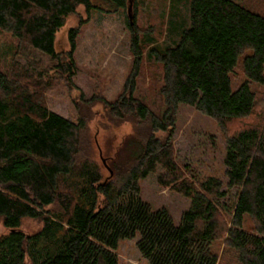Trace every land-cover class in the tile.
Instances as JSON below:
<instances>
[{
    "label": "trees",
    "instance_id": "trees-1",
    "mask_svg": "<svg viewBox=\"0 0 264 264\" xmlns=\"http://www.w3.org/2000/svg\"><path fill=\"white\" fill-rule=\"evenodd\" d=\"M108 1L103 7L92 0H0V29L56 61L71 85L77 38L94 11L131 9L134 55L124 92L113 102L101 100L109 120L130 123L134 132L111 158L100 150L102 163L86 140L84 111L77 122L61 117L35 91L40 82L33 72L0 70V226L8 230L0 234V264H119L120 241L137 235L150 264H219L214 245L223 236L239 264H264V123L249 120L264 110L250 86L264 85V14L233 0H193L191 27L179 44L150 49L163 69L164 109L155 110L136 94L144 52L136 7ZM80 7L87 16L70 29L69 51L58 53L57 33ZM239 68L247 80L234 91ZM94 102L81 105L90 109ZM181 106L213 119L223 132V179H200L177 163L173 137ZM159 167V185L191 200L178 223L167 209L153 210L141 199L140 182ZM246 217L251 230L244 228ZM25 219L42 228L25 233Z\"/></svg>",
    "mask_w": 264,
    "mask_h": 264
},
{
    "label": "rangeland",
    "instance_id": "rangeland-1",
    "mask_svg": "<svg viewBox=\"0 0 264 264\" xmlns=\"http://www.w3.org/2000/svg\"><path fill=\"white\" fill-rule=\"evenodd\" d=\"M192 1L129 2L136 7L135 25L144 51L136 94L155 110L164 109L158 94L163 81V69L161 64L151 58L150 49L153 47L164 50L179 44L183 33L191 27ZM233 1L264 14V0ZM92 2L94 5H104L103 7L110 4L108 0ZM80 16H87L84 7H80L78 15L70 17L57 33L55 48L58 53L69 51V31L78 26ZM74 59L76 69L71 85L68 75L58 68L56 61L23 46L12 33L0 29V70L12 75H17L22 68L33 72L35 81L40 82L35 91L39 92V97H42L48 109L61 117L77 122L84 111L90 120L86 140L91 143L93 157L102 163V157L111 158L123 139L134 132V126L130 123L115 124L109 120L101 101L116 100L124 92L127 79L133 70L134 55L131 50L128 9L112 14L94 11L89 22L81 28ZM246 80L240 68L237 69L233 75V90H237ZM250 86L264 99V85ZM83 101L95 102L91 103L90 109H86L81 105ZM249 120L264 123V110ZM163 136V133L156 134V137ZM225 142V136L216 121L192 107H180L173 137L175 157L180 167L184 170L189 167L200 179L209 176L223 179L226 170L223 163ZM120 154L122 157L127 156V152ZM162 173L164 171L159 167L156 172L140 182L141 199L150 204L153 210L167 209L178 223L183 213L190 208L191 200L159 185L158 177ZM232 194L235 195L236 191L233 190ZM225 220L230 223L228 216H225ZM42 225L40 221L25 219L22 230L27 234H35ZM244 228H253L249 217L245 218ZM5 233H8V230L0 226V234ZM139 239L140 236L137 235L135 239L120 241L116 251L119 264H150L138 249ZM214 250L219 256V264H239L235 253L230 252L226 246V236L215 243Z\"/></svg>",
    "mask_w": 264,
    "mask_h": 264
},
{
    "label": "water",
    "instance_id": "water-1",
    "mask_svg": "<svg viewBox=\"0 0 264 264\" xmlns=\"http://www.w3.org/2000/svg\"><path fill=\"white\" fill-rule=\"evenodd\" d=\"M129 16H130V20H131V23H132L133 22L132 21L133 18H132V15H131V9H129Z\"/></svg>",
    "mask_w": 264,
    "mask_h": 264
}]
</instances>
